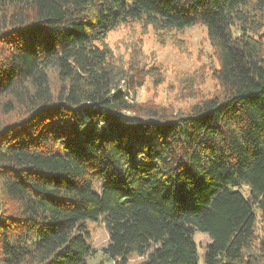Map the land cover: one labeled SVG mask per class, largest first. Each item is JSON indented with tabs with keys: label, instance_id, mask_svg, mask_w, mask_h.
Wrapping results in <instances>:
<instances>
[{
	"label": "trees",
	"instance_id": "trees-1",
	"mask_svg": "<svg viewBox=\"0 0 264 264\" xmlns=\"http://www.w3.org/2000/svg\"><path fill=\"white\" fill-rule=\"evenodd\" d=\"M263 15L264 0H0V264H87L100 217L114 264H198L195 229L204 264H261ZM129 22L203 25L221 93L136 101L160 70L114 54Z\"/></svg>",
	"mask_w": 264,
	"mask_h": 264
},
{
	"label": "rangeland",
	"instance_id": "rangeland-1",
	"mask_svg": "<svg viewBox=\"0 0 264 264\" xmlns=\"http://www.w3.org/2000/svg\"><path fill=\"white\" fill-rule=\"evenodd\" d=\"M107 42L124 64L135 63L145 69L156 66L160 70L159 76L147 77L137 89L138 102L159 104L175 112L187 110L194 102L222 91L212 75L213 69L218 67V60L201 24L155 32L150 26L129 22L110 31ZM125 114L132 116L129 112ZM231 188L248 195L246 183ZM86 226V240L93 249L86 256V263L114 264V260L103 250L108 243L103 219H87ZM192 238L196 244L198 264H204L205 247L210 239L198 229L193 231ZM251 250L255 253V260L264 264V229L258 220ZM143 258L130 254L125 264H134Z\"/></svg>",
	"mask_w": 264,
	"mask_h": 264
}]
</instances>
